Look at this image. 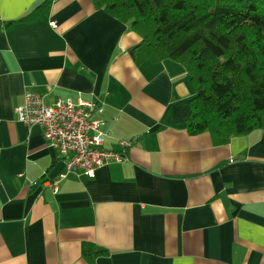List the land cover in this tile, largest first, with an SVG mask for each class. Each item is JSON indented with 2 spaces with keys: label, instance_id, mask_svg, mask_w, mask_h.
Listing matches in <instances>:
<instances>
[{
  "label": "crops",
  "instance_id": "crops-1",
  "mask_svg": "<svg viewBox=\"0 0 264 264\" xmlns=\"http://www.w3.org/2000/svg\"><path fill=\"white\" fill-rule=\"evenodd\" d=\"M44 1L0 0V264H264V130L223 146L188 135L181 65H137L139 37L94 0H49L13 24ZM27 91L101 105V147L131 141L126 161L66 174L16 118ZM83 244L108 255L90 261Z\"/></svg>",
  "mask_w": 264,
  "mask_h": 264
},
{
  "label": "trees",
  "instance_id": "trees-1",
  "mask_svg": "<svg viewBox=\"0 0 264 264\" xmlns=\"http://www.w3.org/2000/svg\"><path fill=\"white\" fill-rule=\"evenodd\" d=\"M48 3L13 24L35 21ZM94 7L139 37L137 65L183 67L194 90L188 135L207 133L223 146L264 130V0H94ZM81 251L90 261L108 255L91 244Z\"/></svg>",
  "mask_w": 264,
  "mask_h": 264
},
{
  "label": "built area",
  "instance_id": "built-area-1",
  "mask_svg": "<svg viewBox=\"0 0 264 264\" xmlns=\"http://www.w3.org/2000/svg\"><path fill=\"white\" fill-rule=\"evenodd\" d=\"M101 113V105L92 100L78 103L57 100L49 106L41 94L33 91L25 92L23 103L15 109L18 122L41 128L46 146L58 152L66 174L75 173L88 179L95 178L96 171L107 164L125 162L124 151L131 146V141L122 140L118 144L121 151L102 149L108 131L103 129L105 122L94 117ZM66 174L51 184L53 191Z\"/></svg>",
  "mask_w": 264,
  "mask_h": 264
}]
</instances>
